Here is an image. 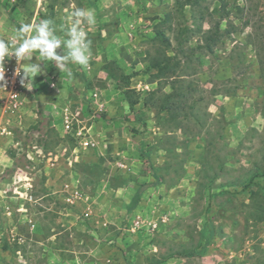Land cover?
Masks as SVG:
<instances>
[{
  "label": "rangeland",
  "instance_id": "obj_1",
  "mask_svg": "<svg viewBox=\"0 0 264 264\" xmlns=\"http://www.w3.org/2000/svg\"><path fill=\"white\" fill-rule=\"evenodd\" d=\"M0 4L13 23L51 20L63 40L76 9L95 17L79 26L87 66L25 56L41 66L29 81L43 118L0 136L13 165L0 172L30 176L21 196L0 193V264H264V0ZM58 143L67 185L49 189L45 159L25 153Z\"/></svg>",
  "mask_w": 264,
  "mask_h": 264
},
{
  "label": "clouds",
  "instance_id": "obj_2",
  "mask_svg": "<svg viewBox=\"0 0 264 264\" xmlns=\"http://www.w3.org/2000/svg\"><path fill=\"white\" fill-rule=\"evenodd\" d=\"M71 27L67 31L69 39L63 40L54 34L52 21L49 19L41 20L38 24L24 23L15 30V34L10 42L0 39V61L5 57H15L18 67L15 70L16 75H20L21 70L23 76L20 83L31 90V84H26V80H34L41 73L40 64L22 65L20 61L26 55L37 52L42 61H56V67L63 68L68 61L75 62L82 66H87L90 57L91 41L86 40L87 33L79 28L82 22L86 21L88 25L95 24V17L91 10L78 8L69 16ZM34 35H29L31 33ZM63 43L67 48V55L61 56L57 53V49ZM0 80H4V72H0Z\"/></svg>",
  "mask_w": 264,
  "mask_h": 264
},
{
  "label": "built area",
  "instance_id": "obj_3",
  "mask_svg": "<svg viewBox=\"0 0 264 264\" xmlns=\"http://www.w3.org/2000/svg\"><path fill=\"white\" fill-rule=\"evenodd\" d=\"M13 36H5L0 37V39L5 40L6 42H10ZM24 60L20 61V64L24 65ZM18 67L15 57H5L3 61H0V72H4V80H0V117L6 121V118H10L15 116L20 112V110L24 107V99L26 93L30 92L31 90L24 87L21 83V77L23 76V71L21 70L20 75L15 74V70ZM26 84H31L29 80L25 81ZM32 87V85H31ZM96 96V94H93ZM100 108V107H99ZM6 116V118H4ZM63 127L65 130L74 131L75 138L79 139L80 142L84 144L92 145V141L89 142L87 140L83 141L84 135V127L78 128L74 130L72 128V117L69 115L64 116L63 120ZM11 131L7 129L5 126H0V136L11 135ZM17 148V147H15ZM34 150L36 156L43 157L47 166L54 167L56 165V155L52 152H44V149L40 145H31L25 153V158L28 160H32L30 157L31 152ZM20 180H25L21 184H18ZM0 185L2 188L0 189L1 194H6L11 190L15 191V193L21 194L23 193L22 190L20 191L19 188L24 187L26 191H28L30 187V176L28 175V167L25 168H18L14 175L11 177H5L0 172ZM27 195V194H26ZM2 196V195H1ZM31 198V196H29ZM0 203H5L0 198ZM1 206V205H0ZM2 210L7 215L10 213V210L7 205H2ZM138 223V222H136ZM12 236V235H11ZM1 235H0V244H1Z\"/></svg>",
  "mask_w": 264,
  "mask_h": 264
},
{
  "label": "crops",
  "instance_id": "obj_4",
  "mask_svg": "<svg viewBox=\"0 0 264 264\" xmlns=\"http://www.w3.org/2000/svg\"><path fill=\"white\" fill-rule=\"evenodd\" d=\"M9 15H7L6 10H3L2 4H0V37H5V36H14L15 34V30L17 28H19L20 24L18 23H13L11 22L12 19H9ZM32 34V33H31ZM29 34V35H31ZM25 62V60H24ZM32 91L26 93L25 95V99H24V107L20 110V112H18L17 115L12 116L10 118H6V116L4 118H6V121L4 119H2L0 117V126L3 127L5 126L8 129V124L11 123H16L17 126L22 127L23 125H29V124H35L36 122L42 120L43 115L42 114H38L35 111H33V106H32V101H31V96H32ZM64 114V113H62ZM63 116V115H62ZM15 147L18 145L17 142L14 143ZM60 143H58V146L53 149L54 152H52L53 154L56 155V165L59 162V160H61L62 158V151L60 149ZM19 148L17 147V152H18ZM16 152V151H15ZM56 152V153H55ZM30 157L32 158V160H28L31 162V166L33 167L34 162H38V156L35 155V152H31ZM6 164L2 165V161L0 160V169L2 168V166H13L12 165V158L10 156H7V161H5ZM9 163V165H8ZM33 163V164H32ZM55 165V166H56ZM54 167H49L47 166L46 162L45 165L43 167H41V170H38V173L40 172L41 174H43L45 177H47V179L45 180L44 186L47 188H51L52 185L56 186V183H59L61 186V183L63 184L62 187L63 189H65V186L67 185V183H64L65 180H59L61 177V172L57 169H53ZM18 169V167L16 168H12L11 171H13L15 173V171ZM13 175V174H12ZM69 186V185H68ZM75 189H73L70 192L69 195V199H71V197H74L75 193ZM1 193V192H0ZM19 210V208L17 209Z\"/></svg>",
  "mask_w": 264,
  "mask_h": 264
},
{
  "label": "trees",
  "instance_id": "obj_5",
  "mask_svg": "<svg viewBox=\"0 0 264 264\" xmlns=\"http://www.w3.org/2000/svg\"><path fill=\"white\" fill-rule=\"evenodd\" d=\"M151 183H144L142 185V187H139V189L133 194L132 198H131V201H130V207H134L135 204L137 203L139 197H140V194H141V191L143 188H145L146 186H150Z\"/></svg>",
  "mask_w": 264,
  "mask_h": 264
}]
</instances>
